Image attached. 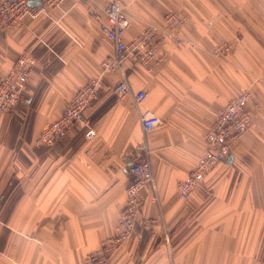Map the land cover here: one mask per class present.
Masks as SVG:
<instances>
[{
  "label": "crops",
  "instance_id": "1",
  "mask_svg": "<svg viewBox=\"0 0 264 264\" xmlns=\"http://www.w3.org/2000/svg\"><path fill=\"white\" fill-rule=\"evenodd\" d=\"M110 1L64 0L0 33V78L25 50L37 59L17 108L0 112V264H81L99 251L117 235L130 166L144 156L156 197L142 190L135 228L110 264H264V0H124L127 42L169 12L185 25L182 43L165 40L158 61H128L121 74L102 68L115 51L101 28ZM122 79L146 92L140 104L118 97ZM92 80L101 86L80 120L39 144ZM244 90L259 103L251 127L180 198L217 114ZM143 110L160 126L145 132Z\"/></svg>",
  "mask_w": 264,
  "mask_h": 264
},
{
  "label": "built area",
  "instance_id": "2",
  "mask_svg": "<svg viewBox=\"0 0 264 264\" xmlns=\"http://www.w3.org/2000/svg\"><path fill=\"white\" fill-rule=\"evenodd\" d=\"M64 0H0V33H6L27 18L35 19L48 8L58 7ZM81 1V0H75ZM35 3V5H33ZM107 19L101 24L105 35L113 42L115 51L102 63L104 72H123L128 61H138L146 65L156 61L157 54L166 38L173 39L185 24L184 18L176 14L165 17L164 26L151 25L143 34L131 42L125 40V33L131 25L124 0H111L106 8ZM174 37L178 43L182 40ZM223 48H220V51ZM36 57L31 50H25L17 59L7 75L0 78V112H13L20 100L30 78ZM158 61V60H157ZM100 80L87 83L69 102L61 116L46 126L38 137V143L52 146L64 138L71 128L80 120L84 111L97 98ZM120 98L131 96L135 104H140L146 98L144 90L134 91L130 84L122 79L116 86ZM249 90L230 100L216 116V119L206 134V147L197 160L194 170L180 182L178 194L182 199H188L195 187L203 182L206 176L219 164L226 162L231 150L253 122V109ZM140 121L145 131L149 132L160 126L161 119L151 110L140 112ZM93 138L95 132L87 133ZM132 181L125 189L126 202L121 212L117 235L107 239L102 248L88 254L81 264H110L109 254L130 235L134 228L135 217L140 207V192L143 188L154 187L153 169L149 162H133L130 166Z\"/></svg>",
  "mask_w": 264,
  "mask_h": 264
},
{
  "label": "rangeland",
  "instance_id": "3",
  "mask_svg": "<svg viewBox=\"0 0 264 264\" xmlns=\"http://www.w3.org/2000/svg\"><path fill=\"white\" fill-rule=\"evenodd\" d=\"M176 14V13H173V12H169L168 14ZM167 14V15H168ZM166 15V16H167ZM176 15H178V14H176ZM178 16H180V15H178ZM181 18H183L182 16H180ZM185 24L183 23V25L181 26V28L184 26ZM177 33V35L179 36V37H177V36H174V37H177V38H179L178 40H183V38L181 37V32H176ZM174 37H173V39L171 38V39H168V38H166L165 40H172V41H175L174 40ZM176 42V41H175ZM178 43V42H177ZM180 43H182V42H180ZM220 48H223L221 51H220ZM229 49H230V46H228V45H226V46H217L216 48H215V50H216V53H218V54H221V53H223V52H228L229 51ZM247 90H244L243 92H246ZM250 91V90H249ZM243 92H241V93H243ZM250 93H251V95L253 96V94H252V92L250 91ZM240 95V94H239ZM238 95V96H239ZM237 97V96H236ZM235 97V98H236ZM234 99V98H233ZM232 100V99H231ZM251 105H252V109H253V118H254V115H255V110L259 107V103H257V102H253V100H252V97H251ZM211 128V127H210ZM209 128V129H210ZM144 129V128H143ZM145 131V130H144ZM145 132H147V131H145ZM140 161H147V162H149L150 163V161H149V159H148V157H146V156H144V157H141V158H139L138 160H136L135 162H140ZM151 164V163H150ZM151 166H152V164H151ZM152 169H153V167H152ZM153 176H154V171H153ZM183 181V180H182ZM181 181V182H182ZM154 187L156 188V185H155V178H154ZM153 187H150V189L153 191L152 193H153V195H154V197H156V191L155 190H153L152 189ZM144 189V188H143ZM142 189V190H143ZM142 190H141V192H142ZM141 192H140V196H139V198H140V204H141ZM140 208V207H139ZM137 217V216H136ZM135 217V218H136ZM136 224V223H135ZM135 224H134V228H135ZM119 225V224H118ZM162 225L164 226V224L162 223ZM165 227V226H164ZM133 228V229H134ZM167 242L169 241V239H167L166 240Z\"/></svg>",
  "mask_w": 264,
  "mask_h": 264
},
{
  "label": "water",
  "instance_id": "4",
  "mask_svg": "<svg viewBox=\"0 0 264 264\" xmlns=\"http://www.w3.org/2000/svg\"><path fill=\"white\" fill-rule=\"evenodd\" d=\"M33 5H35V3H33Z\"/></svg>",
  "mask_w": 264,
  "mask_h": 264
}]
</instances>
